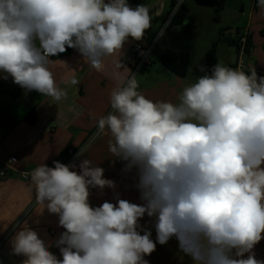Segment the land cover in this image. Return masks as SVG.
<instances>
[{"label":"clouds","instance_id":"clouds-1","mask_svg":"<svg viewBox=\"0 0 264 264\" xmlns=\"http://www.w3.org/2000/svg\"><path fill=\"white\" fill-rule=\"evenodd\" d=\"M151 19L148 7L128 0H0V78L58 102L67 93L48 67L51 57L73 48L101 71L104 57L129 38L143 40ZM115 68L127 70L122 62ZM200 71L175 104L138 92L134 73H114L112 111L98 119L96 136L110 133L108 151L125 172L135 170L143 203L117 193L116 203L93 207L90 189L116 183L90 159L36 167L31 187L64 229L55 241L62 258L24 221L10 241L12 254L26 257L22 264H149L157 243L173 238L180 259L193 264H264L253 251L264 239V76L220 63ZM145 215L155 241L140 224Z\"/></svg>","mask_w":264,"mask_h":264},{"label":"crops","instance_id":"crops-1","mask_svg":"<svg viewBox=\"0 0 264 264\" xmlns=\"http://www.w3.org/2000/svg\"><path fill=\"white\" fill-rule=\"evenodd\" d=\"M178 1L128 0L133 8L141 4L149 8L151 27L145 32L143 40L129 38L121 52L104 57L105 67L101 71L91 68L73 48H68V53L51 57L48 67L54 75L57 87L67 93L66 97L58 102L36 91L29 92L21 88L13 83L11 77L0 78V174L8 171L7 176L0 175V264H22L26 259L22 255L12 254L10 243L19 230L18 225L24 221L38 232L46 244H51L49 251L58 259L62 258L59 248L55 246V241L64 231L58 224V216L37 205L34 189L20 179V173L32 172L42 164L52 167L53 161L66 164L67 151L70 149H80L88 145L75 164L79 165L82 159H90L105 170L104 178L116 183L115 189L105 188L102 191L98 188L90 189L89 200L93 207L100 206L105 201L116 203L117 193L121 199L136 204L143 203L136 188L135 170L125 172L124 162L112 157L108 151L110 133L106 131L97 137L94 135L98 130V119L112 111L111 92L118 86L114 73L120 72L127 77L133 72L135 66L133 48L136 45L154 44L152 56L156 65L136 75L139 84L137 91L150 100L178 103L184 87L195 83L205 74L195 68L194 60L190 62L185 78L168 70L162 63L164 56L178 62L184 53L192 50L186 43L196 39L197 29L194 27L192 28L194 31L190 29L194 24V13L199 14L201 24L212 25L213 11L206 13L203 10L207 8L197 6L192 0H185L183 5L190 10L189 18L173 30L172 26L168 27L155 44L173 4ZM257 2L258 0H226L222 23L228 29L235 27L236 37L231 39L239 40L244 34H248L251 37L252 48L248 56L238 55L236 52V59L225 45H221L218 50V61L220 62L225 52H229L227 67L243 72L255 67L259 76H264V38L260 35L264 30V9L259 7ZM184 30H189V34L186 40L181 42L178 38ZM208 35L210 39L203 46L205 62L207 52L218 39V28L214 26ZM232 57L235 58L234 62L231 60ZM156 58H159L158 61ZM118 62H122L127 70L116 69L115 65ZM153 63L155 62L152 59ZM191 72H195V78L190 77ZM73 76L79 81L77 85L67 83ZM30 113L35 114L34 125L27 121ZM13 157H16L17 162L10 165ZM8 166H11V169ZM4 224L8 225L6 230H3ZM140 224L152 232L151 238L155 241L153 218L145 215ZM253 251L257 259L264 260V239ZM182 255L177 240L173 238L165 245L157 243L156 250L145 259L149 264H193L188 256H183L181 260Z\"/></svg>","mask_w":264,"mask_h":264},{"label":"trees","instance_id":"trees-1","mask_svg":"<svg viewBox=\"0 0 264 264\" xmlns=\"http://www.w3.org/2000/svg\"><path fill=\"white\" fill-rule=\"evenodd\" d=\"M215 4H216V6L214 8V11L216 14L215 20H216V22L220 23L221 18H222V14H223L225 7H226V0H215ZM175 6H176V4L174 3L173 7H175ZM189 14H190V10L187 8V6L182 5L180 7L178 13L176 14L171 26L172 27L181 26L189 18ZM227 32H229L228 29L222 28L220 30L219 38L213 43L212 47L207 52V54H206V71L210 72L212 67L218 63V50H219V47L221 44H226L230 47L235 48L237 54L240 52L238 40L227 38L226 37ZM237 32H239V30ZM260 35L262 38H264V30L260 33ZM246 39H247V42H246V46L244 49V55L248 56L251 52L252 41H251L250 36H247ZM190 62H191V56L189 53H184L181 56L180 61H178V62L172 60L168 56H164V58L162 60V63L166 68H168L169 70H171L176 75H178L182 78L186 77L188 70H189ZM250 70L251 69H246L245 73H249ZM257 75L259 76L258 72H257ZM27 121L30 125H34L36 122L35 114L30 113V115L27 117Z\"/></svg>","mask_w":264,"mask_h":264},{"label":"rangeland","instance_id":"rangeland-1","mask_svg":"<svg viewBox=\"0 0 264 264\" xmlns=\"http://www.w3.org/2000/svg\"><path fill=\"white\" fill-rule=\"evenodd\" d=\"M210 9H212V8H210ZM203 11H205L206 13L209 12V11H213L212 13H213V16L214 17H213V19L211 21L212 22V25L209 26L207 23L206 24H201V22L199 20V14L194 13L193 14L194 24H193V26L190 29L193 30V31H194L195 28L197 29L196 30V32H197L196 39H194L190 43L189 42L186 43L190 47V49H192L190 52H186V53H189L190 54L191 61L194 60V66H195V68L197 70H200V67L202 66V64L204 65L205 70H206V62L203 60V56H204V47L203 46L210 39V37L208 35L209 34V31L212 30L214 28V26L217 27L218 28V37L217 38H219L220 30L222 28L228 29V28H226V26H224V23H222V18H221V22L220 23L216 22V20H215L216 14H215L214 9L209 10L207 8L206 10H203ZM189 16H190V14H189ZM193 27H194V29H192ZM175 28H177V27H171V30H173ZM228 30H229V32L226 33V37L227 38H235L236 37V29H235V27H233L231 29H228ZM188 34H189V30H184L183 32L180 33V36H179L178 40H180L181 42H184L186 40V38L188 37ZM160 37H161V34L157 37V40H156V43L155 44H157V42L160 40ZM221 45H225L226 49L227 50L229 49V51H231L233 53L234 57H236V59H237V54H236V49L235 48L230 47V46H228L226 44H221ZM153 51H154V48H153ZM153 51H152V55H153ZM229 57H230L229 52H225V54H223L222 57L220 58V62L218 61V63H220V64H222L224 66H227L226 61L229 60ZM234 57L231 58V60L233 62L235 61V58ZM152 59L155 62L153 64H152ZM158 59L159 58H156L157 61H158ZM178 61H180V59ZM155 65H156V61L153 58V56H151V63L148 66H146L144 69H142L141 71L145 70L148 67H153ZM190 77H192V78L194 77L195 78V72H191L190 73Z\"/></svg>","mask_w":264,"mask_h":264},{"label":"built area","instance_id":"built-area-1","mask_svg":"<svg viewBox=\"0 0 264 264\" xmlns=\"http://www.w3.org/2000/svg\"><path fill=\"white\" fill-rule=\"evenodd\" d=\"M184 1L185 0H179L176 3V6L172 8V10L168 14V16L164 22V25L162 27L163 31H165L168 27L171 26L176 14L178 13L180 7L183 5ZM247 36H248V34H244L238 40L239 47H240V52L238 53V55L244 56V49H245L246 42H247V39H246ZM153 48H154V44H152L150 46L136 45L133 48V54L135 56V66H134L132 74L134 73L135 75H137L142 69H144L146 66H148L151 63V56H152ZM94 137H97V136L94 135ZM80 149H70L67 151V158L68 159H67L66 165L76 163V161L79 159V158H77V153L80 151ZM16 162H17L16 157H13V158H11L9 164L13 165ZM8 168L11 169V166H8ZM7 173H8V171H4L0 175L2 177H4V176H7ZM30 175H31V172L23 171L20 173V179L23 182L31 185ZM0 246H1V244H0Z\"/></svg>","mask_w":264,"mask_h":264},{"label":"water","instance_id":"water-1","mask_svg":"<svg viewBox=\"0 0 264 264\" xmlns=\"http://www.w3.org/2000/svg\"><path fill=\"white\" fill-rule=\"evenodd\" d=\"M197 6L204 7V8H212L214 9L216 4L215 0H192ZM68 53V49L64 52Z\"/></svg>","mask_w":264,"mask_h":264}]
</instances>
